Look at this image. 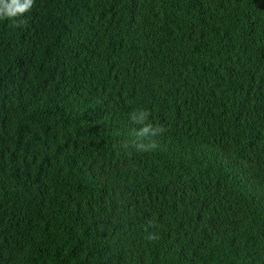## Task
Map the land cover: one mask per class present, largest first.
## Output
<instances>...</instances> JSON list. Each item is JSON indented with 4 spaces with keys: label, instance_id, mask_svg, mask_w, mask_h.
<instances>
[{
    "label": "trees",
    "instance_id": "trees-1",
    "mask_svg": "<svg viewBox=\"0 0 264 264\" xmlns=\"http://www.w3.org/2000/svg\"><path fill=\"white\" fill-rule=\"evenodd\" d=\"M0 264H264V0L0 19Z\"/></svg>",
    "mask_w": 264,
    "mask_h": 264
},
{
    "label": "clouds",
    "instance_id": "clouds-1",
    "mask_svg": "<svg viewBox=\"0 0 264 264\" xmlns=\"http://www.w3.org/2000/svg\"><path fill=\"white\" fill-rule=\"evenodd\" d=\"M35 0H0V19L15 18L23 16L26 12H29L34 6ZM23 23V21H21ZM150 113L147 110L134 111L130 115L132 123L139 127L133 130V135L137 138L131 144V147L136 151H148L151 148V143H145L150 141L152 137L160 135L166 131L163 126L156 125L148 122ZM126 148L129 145H124ZM149 240L155 239V235H149Z\"/></svg>",
    "mask_w": 264,
    "mask_h": 264
}]
</instances>
